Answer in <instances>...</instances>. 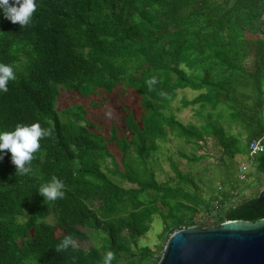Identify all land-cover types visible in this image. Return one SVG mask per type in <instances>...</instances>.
Returning <instances> with one entry per match:
<instances>
[{"label":"trees","instance_id":"trees-1","mask_svg":"<svg viewBox=\"0 0 264 264\" xmlns=\"http://www.w3.org/2000/svg\"><path fill=\"white\" fill-rule=\"evenodd\" d=\"M36 2L27 26L0 11V62L16 72L8 91H0V130L34 121L51 129L30 173H16L10 151L0 159V264H103L108 250L112 264H156L162 251L138 246L155 215L164 244L181 227L264 218L259 193L228 203L233 194L224 189L220 214L203 219L218 192L205 199L186 187L188 176L174 162L176 181L158 180L150 161L168 132L197 146L212 136L223 161L264 136V0ZM120 85L139 94L141 110L123 106L125 131L113 125L109 140L85 117L84 105L66 116L56 108L61 87L89 98ZM184 87L198 90L179 103L196 105L197 123L169 110ZM233 122L242 129L232 132ZM115 146L124 153L123 168L110 151ZM255 163L262 171L264 151ZM53 176L64 181L66 195L44 200L38 187ZM68 234L93 243L57 250Z\"/></svg>","mask_w":264,"mask_h":264},{"label":"rangeland","instance_id":"rangeland-1","mask_svg":"<svg viewBox=\"0 0 264 264\" xmlns=\"http://www.w3.org/2000/svg\"><path fill=\"white\" fill-rule=\"evenodd\" d=\"M261 22L264 24V10L261 13ZM59 96L56 100V108L62 116H66L65 110H74L80 104L84 105L85 117L90 119L94 125L101 132L107 140L111 133V127L115 125L119 128L120 133L125 131L123 106L130 107L138 114L140 108V96L130 87L124 85L117 86L112 93L99 92L89 98H83L78 93L67 91L64 87L59 88ZM198 93V90L190 87L179 88L177 90L176 98L170 102L169 110L172 111L179 119L185 123L198 122V116L195 113L196 105L179 107L180 98L192 97ZM95 103H97L95 105ZM264 116V109H263ZM228 123L224 126L228 128ZM229 128L232 132L240 131L241 126L234 122L230 124ZM245 140V131L240 135ZM202 145H195L186 142L183 138L178 137L174 133L168 132L164 140H157L155 149L152 151L151 163L155 172V177L158 180L176 181L177 176L172 167L174 162L181 170L182 174L187 175V180L184 185L191 190H196L203 198L219 192V185L222 183L223 189H234L233 196L227 199L226 202H237L240 199L251 197L258 194L264 189V174L259 171L256 164L249 166V173L247 178L240 179L237 175V165L239 161L243 160L245 155L236 154L232 159L225 157L221 159V151L219 144L212 136L206 138ZM111 153L123 168V152L118 148L110 147ZM180 151L188 155L203 156L199 160H189L180 155ZM130 155L133 157L134 153L130 150ZM110 157L107 158L106 163L111 165ZM115 181H118L124 186H132L133 184L127 180L120 179L113 176ZM195 182V184L193 183ZM196 185V186H195ZM220 194V193H218ZM208 209V208H207ZM206 210L203 211L205 213ZM52 219V218H50ZM150 229L138 238V246L147 245L152 248L155 253L163 250L164 242L159 235L162 231L163 221L159 215H155L151 223ZM76 245L87 248L93 243V239L75 240Z\"/></svg>","mask_w":264,"mask_h":264},{"label":"water","instance_id":"water-1","mask_svg":"<svg viewBox=\"0 0 264 264\" xmlns=\"http://www.w3.org/2000/svg\"><path fill=\"white\" fill-rule=\"evenodd\" d=\"M257 197L256 203L264 200V189ZM156 264H264V218L176 229Z\"/></svg>","mask_w":264,"mask_h":264},{"label":"clouds","instance_id":"clouds-1","mask_svg":"<svg viewBox=\"0 0 264 264\" xmlns=\"http://www.w3.org/2000/svg\"><path fill=\"white\" fill-rule=\"evenodd\" d=\"M37 7L36 0H0V11L3 12L4 17L13 23L19 22L22 27L31 23ZM15 79L16 72L13 65L0 62V91H8V81ZM49 135H51V129L42 127L39 121L30 124L20 123L12 130H0V159H3L7 151H10L12 162L16 165V173L28 174L32 170L30 165L34 153L40 147L41 137ZM64 188V181L53 176L51 180L39 186L38 190L44 200L55 201L66 195ZM69 246H76V241L71 234L64 236L63 240L56 245V249L61 251ZM114 257L115 253L108 250L103 257V264H112Z\"/></svg>","mask_w":264,"mask_h":264},{"label":"built area","instance_id":"built-area-1","mask_svg":"<svg viewBox=\"0 0 264 264\" xmlns=\"http://www.w3.org/2000/svg\"><path fill=\"white\" fill-rule=\"evenodd\" d=\"M262 151H264V136H257L252 138L248 143L247 152L243 154L245 155L244 159L239 161L237 165V175L240 179L247 178L249 173V166L256 164L255 158ZM219 188L220 189L218 193L220 194L216 195V198L212 200L209 208L206 209L205 213L201 215L203 219L208 216H218L220 214L221 209L223 208L221 191L224 189L222 184L219 185ZM228 191L230 193L235 192L234 189L230 188L228 189ZM224 205H226V202H224Z\"/></svg>","mask_w":264,"mask_h":264}]
</instances>
